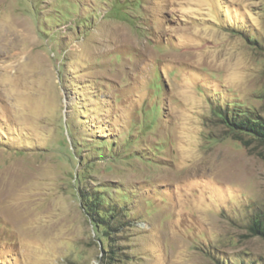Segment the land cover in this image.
Listing matches in <instances>:
<instances>
[{
	"label": "rangeland",
	"instance_id": "obj_1",
	"mask_svg": "<svg viewBox=\"0 0 264 264\" xmlns=\"http://www.w3.org/2000/svg\"><path fill=\"white\" fill-rule=\"evenodd\" d=\"M247 117L264 0H0V264H264Z\"/></svg>",
	"mask_w": 264,
	"mask_h": 264
},
{
	"label": "trees",
	"instance_id": "obj_2",
	"mask_svg": "<svg viewBox=\"0 0 264 264\" xmlns=\"http://www.w3.org/2000/svg\"><path fill=\"white\" fill-rule=\"evenodd\" d=\"M238 120L235 119L234 121H227V124L234 131L247 132L264 141V120L251 117ZM251 231L258 236L264 237V218L262 220L254 221L251 226Z\"/></svg>",
	"mask_w": 264,
	"mask_h": 264
},
{
	"label": "bare ground",
	"instance_id": "obj_3",
	"mask_svg": "<svg viewBox=\"0 0 264 264\" xmlns=\"http://www.w3.org/2000/svg\"><path fill=\"white\" fill-rule=\"evenodd\" d=\"M119 33V32H118ZM122 34V33H121ZM120 38H122V36L121 35H118ZM123 39V38H122ZM126 39V38H125ZM125 41V40H124Z\"/></svg>",
	"mask_w": 264,
	"mask_h": 264
}]
</instances>
